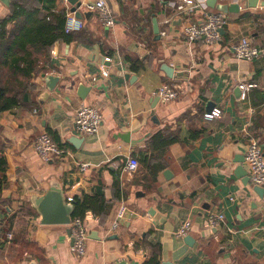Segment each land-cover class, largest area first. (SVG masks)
<instances>
[{
	"label": "crops",
	"instance_id": "0c3cea01",
	"mask_svg": "<svg viewBox=\"0 0 264 264\" xmlns=\"http://www.w3.org/2000/svg\"><path fill=\"white\" fill-rule=\"evenodd\" d=\"M102 1L114 25L103 26L93 12L83 17L81 30L36 55L20 107L0 113V154L7 164L0 264H143L156 245L160 264H264V196L235 174L249 139L264 155V0L252 8L248 0L218 1L240 8L226 14L220 40L211 46L183 39L177 0ZM198 1L202 10L189 20L219 12L207 0ZM12 5L40 17L63 12L66 18L71 8L65 0H9V5L0 0V20L10 16ZM241 39L262 50L260 56L237 59L232 47ZM163 65L174 69L172 78ZM49 76L58 79L52 90ZM162 86L175 88L177 97L161 102ZM82 105L101 115L95 136L73 130L72 118ZM215 111L217 117L205 119ZM41 134L68 154L42 162L32 148ZM164 141L173 143L160 148ZM140 153L148 157L144 165ZM129 158L138 162L133 173L122 170ZM81 163L89 169L82 172ZM54 182L66 198L99 190L111 205L106 216L84 217L88 240L82 257L70 252L69 225H42L27 205ZM121 204L126 213L113 229ZM217 214L223 220L208 227V217ZM184 221L191 225L190 245L175 235Z\"/></svg>",
	"mask_w": 264,
	"mask_h": 264
},
{
	"label": "built area",
	"instance_id": "2783aa9c",
	"mask_svg": "<svg viewBox=\"0 0 264 264\" xmlns=\"http://www.w3.org/2000/svg\"><path fill=\"white\" fill-rule=\"evenodd\" d=\"M217 1L222 2L224 0ZM174 7L176 14L185 20L181 35L187 43L203 41L205 45L211 46L220 40V30L227 24L225 13L210 11L203 12V19L197 22L189 20V18L197 11L202 10V5L198 0H177ZM79 8H82V12L96 13L101 24L105 27H112L114 25L112 13L102 0L95 2L83 0L77 9L79 10ZM82 27V20L76 18L75 12L70 11L65 18L64 32L69 34L81 30ZM160 35L164 37L165 32L162 31ZM232 50L234 56L240 60L258 58L262 52V50L254 47L248 39H241L232 47ZM101 72L103 75H106V72ZM240 88L243 89L245 87L240 86ZM157 96L161 102L169 103L177 97V91L173 87L162 86L159 88ZM218 115L219 112L215 111L211 114L205 115V119L210 120ZM101 123V115L94 108L89 106H80L76 109L72 118L73 130L81 136H95L100 129ZM32 148L44 163H48L54 159L62 157V155L68 154L66 149L60 147L47 134L37 136L33 141ZM243 162L250 184L252 186L264 187V155L256 140L252 138L249 139L245 147ZM77 166L82 172L89 169V165L85 163L78 164ZM137 168V160L129 158L124 164L122 170L125 173H133ZM67 200L71 202L72 198L68 197ZM125 213L126 206L121 204L116 210L115 219L112 224L113 229L118 227L119 222L124 219ZM222 220L223 216L220 214L210 215L207 219V225L208 227H215ZM71 226L70 237L72 242L70 252L77 257H82L86 253V244L88 240L86 227L79 219L73 220ZM190 229V223L184 221L178 227L175 235L182 239L188 235ZM6 239L11 241L12 236L7 234Z\"/></svg>",
	"mask_w": 264,
	"mask_h": 264
},
{
	"label": "trees",
	"instance_id": "16d2710c",
	"mask_svg": "<svg viewBox=\"0 0 264 264\" xmlns=\"http://www.w3.org/2000/svg\"><path fill=\"white\" fill-rule=\"evenodd\" d=\"M11 23L15 25L9 29L8 25ZM64 23L63 12L40 17L36 11L25 13L18 5H12L10 16L0 20V113L20 107L29 88L27 81L37 66L36 55L44 54L58 40H68L69 34L64 32ZM160 137L158 133L153 139L158 141ZM171 143L173 141H164L159 147L166 148ZM139 156L140 162L144 165L148 157L145 153H140ZM6 165L5 157L0 154V194L7 181ZM72 203L73 219H83L87 214L101 218L111 209V205L99 190L91 196L84 195L81 198L76 196ZM27 205L36 213L29 204ZM158 256V245L152 246V251L143 264H160Z\"/></svg>",
	"mask_w": 264,
	"mask_h": 264
},
{
	"label": "water",
	"instance_id": "95a60500",
	"mask_svg": "<svg viewBox=\"0 0 264 264\" xmlns=\"http://www.w3.org/2000/svg\"><path fill=\"white\" fill-rule=\"evenodd\" d=\"M6 5H9V0H1ZM70 6V11L75 12V16L77 19H82L83 17H89L92 13L91 12H81L77 9L79 0H65ZM258 0H248V7L252 8L255 7ZM207 6L211 9H215L216 11L222 13H236L239 11V4L237 3H230V4H222L218 3L217 0H207ZM261 7H264V1L260 2ZM153 32L156 35V39H160L159 36V29L155 20H153ZM220 33H223V29L220 30ZM162 70L164 73L172 78L174 76V69L169 67L168 65H163ZM181 77L179 75H176ZM58 81L57 78L54 77H47L46 82L48 83L47 87L49 90H52ZM79 89H85L82 85H79ZM88 88V87H87ZM86 88V91L89 90ZM72 141V140H71ZM75 146L80 141L76 140ZM242 161L238 160V165L235 169V174L238 178L242 179V183L247 185L249 182V178L247 177V173L242 168ZM254 193L259 197L263 198L264 196V187L261 186H254L253 187ZM28 203L30 207L38 214L40 218V223L42 225H63L68 226L72 222V215L74 211V205L72 202H69L58 183L54 182L49 185V187L44 191L42 195H33L29 198ZM184 242L190 245L192 243V239L190 236L184 237Z\"/></svg>",
	"mask_w": 264,
	"mask_h": 264
},
{
	"label": "rangeland",
	"instance_id": "374dc122",
	"mask_svg": "<svg viewBox=\"0 0 264 264\" xmlns=\"http://www.w3.org/2000/svg\"><path fill=\"white\" fill-rule=\"evenodd\" d=\"M66 199H67V198H66ZM72 201H73V198H72ZM72 201H71V202H72ZM76 219H79V218H76ZM73 220H75V219H72V221H73ZM79 220H81V221L83 222V224L85 225V227H86V224L84 223V222H85V221H84V218H83V219H79ZM71 224H72V222H71L70 225H69V226H70V233H71V227H72ZM86 231H87V227H86ZM189 232H190V231H189ZM7 234H8V233H7ZM5 236H6V235H5ZM87 238H88V231H87ZM11 241H12V239H11ZM14 256H15V252H14V251H10V257L13 258Z\"/></svg>",
	"mask_w": 264,
	"mask_h": 264
}]
</instances>
